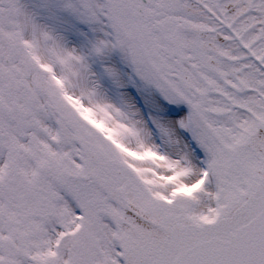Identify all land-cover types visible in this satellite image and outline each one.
Masks as SVG:
<instances>
[{"label": "snow or ice", "instance_id": "snow-or-ice-1", "mask_svg": "<svg viewBox=\"0 0 264 264\" xmlns=\"http://www.w3.org/2000/svg\"><path fill=\"white\" fill-rule=\"evenodd\" d=\"M52 7L99 28L89 55L122 53L177 116L150 131L87 56L0 0V264H264V0Z\"/></svg>", "mask_w": 264, "mask_h": 264}, {"label": "rangeland", "instance_id": "rangeland-1", "mask_svg": "<svg viewBox=\"0 0 264 264\" xmlns=\"http://www.w3.org/2000/svg\"><path fill=\"white\" fill-rule=\"evenodd\" d=\"M22 3L35 14L36 22L53 30L54 34L62 38L66 47L75 48L88 57L90 70L99 83L101 92L110 102L118 106L131 105L135 108V103L128 93L130 85L136 89L142 105L152 120L168 122L176 118L168 109L169 103L164 99L159 100L155 94L159 92L134 77L133 70L122 53L112 51L103 57L89 55L92 45L104 38L99 28L81 23L70 14L52 7L55 0H22ZM106 68H111L115 75L109 76L105 72ZM170 105L177 110L178 106ZM182 108L184 107L180 106V110Z\"/></svg>", "mask_w": 264, "mask_h": 264}, {"label": "bare ground", "instance_id": "bare-ground-1", "mask_svg": "<svg viewBox=\"0 0 264 264\" xmlns=\"http://www.w3.org/2000/svg\"><path fill=\"white\" fill-rule=\"evenodd\" d=\"M127 103V102H126ZM128 104V103H127ZM135 105V108L133 107H131V105H129V107L133 110V111H135L137 114H138V117L139 118H141V119H143V120H145L146 121V118L144 117V115L142 114V112H141V109L140 108H138V106L136 105V103L134 104Z\"/></svg>", "mask_w": 264, "mask_h": 264}]
</instances>
